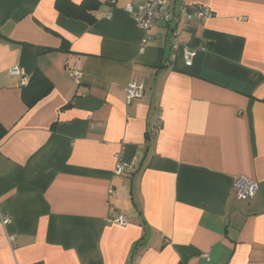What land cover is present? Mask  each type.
I'll list each match as a JSON object with an SVG mask.
<instances>
[{
	"label": "crops",
	"instance_id": "0c3cea01",
	"mask_svg": "<svg viewBox=\"0 0 264 264\" xmlns=\"http://www.w3.org/2000/svg\"><path fill=\"white\" fill-rule=\"evenodd\" d=\"M99 1L87 24L0 0V264H264V0H186L212 12L180 34L190 66L167 24L141 49L134 0ZM36 67L53 89L27 108ZM236 176L258 183L250 200Z\"/></svg>",
	"mask_w": 264,
	"mask_h": 264
},
{
	"label": "built area",
	"instance_id": "2783aa9c",
	"mask_svg": "<svg viewBox=\"0 0 264 264\" xmlns=\"http://www.w3.org/2000/svg\"><path fill=\"white\" fill-rule=\"evenodd\" d=\"M137 5L126 4V12L131 16L133 21L136 24V27H139L145 32L141 40V49L143 46L151 40L152 36L148 34V30L153 27L157 22L167 24L169 28L170 38L172 39L170 44V57H175L177 53H180L184 58V64L190 66L193 62V57L198 51V48H191L186 42H183L179 37L182 31H184L191 20L197 19L203 21L210 16L212 12L210 8L206 5L199 3H188L186 0H180L177 5L172 4L170 0H134ZM110 16V13L107 15ZM203 49V48H199ZM12 74H18L19 70L14 68V70H9ZM70 76L77 80L79 78V72L76 68L70 67L69 69ZM28 78L22 76L21 85L27 82ZM144 84L143 82H131L125 87V97L127 102L134 98H138L143 94ZM158 123L151 125L150 133L156 136L160 129ZM117 160H120L119 154L115 155ZM131 168L129 164L117 161L115 164L114 173L122 174L126 169ZM232 190L238 199H249L252 198L259 188L258 183L248 179L245 176H236L233 181ZM109 193H112V188L108 190ZM125 215L123 213L116 214L110 218V222L116 224H125ZM1 223L7 224L10 222V218L7 215L0 216Z\"/></svg>",
	"mask_w": 264,
	"mask_h": 264
},
{
	"label": "trees",
	"instance_id": "16d2710c",
	"mask_svg": "<svg viewBox=\"0 0 264 264\" xmlns=\"http://www.w3.org/2000/svg\"><path fill=\"white\" fill-rule=\"evenodd\" d=\"M99 0H81L74 2L72 0H54V9L64 17L83 21L87 24H94L97 21V10L100 7ZM69 47V43L62 39L58 50H64ZM51 48H47L50 50ZM25 84L21 85L20 97L27 108L33 107L38 101L47 96L53 89V83L36 67ZM6 130L0 124V139L4 136ZM148 138V137H147ZM137 244V243H136Z\"/></svg>",
	"mask_w": 264,
	"mask_h": 264
}]
</instances>
